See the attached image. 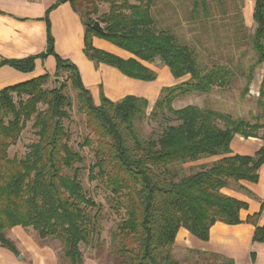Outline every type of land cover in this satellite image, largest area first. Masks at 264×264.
Returning a JSON list of instances; mask_svg holds the SVG:
<instances>
[{"label": "trees", "instance_id": "trees-1", "mask_svg": "<svg viewBox=\"0 0 264 264\" xmlns=\"http://www.w3.org/2000/svg\"><path fill=\"white\" fill-rule=\"evenodd\" d=\"M104 1L109 9L96 18L103 24L99 33L92 28L95 19L89 17L98 13V5L89 9L86 19L78 9L92 0H56L45 15L46 51L21 59L3 58L0 66L30 72L37 58L52 55L56 61L54 76L66 73L76 92L78 109L86 115L89 135L95 137L96 144L89 136L82 144L92 149L94 157L89 179H95L96 173L124 211L111 237L118 264H181L171 252L180 228L206 241L216 222L241 223L239 212L247 204L221 193V189L230 181L256 182L258 169L264 164V146L253 155H233L230 143L235 135L256 137L264 126L193 104L174 108L173 102L179 97L226 88L235 77L234 70L223 64L202 67L187 44L167 29H155L151 13L155 0ZM62 2H69L83 21V50L90 60L115 67L129 78L153 81L156 73L145 63L158 59L175 79H183L163 87L152 107V116L166 112L173 122L157 138L144 141L135 131V120L148 106L145 98L127 95L112 101L101 95L99 104H94L77 66L55 53L48 12ZM199 8L208 17L207 0H193L192 12ZM252 15L255 28L250 43L256 61L250 66L244 91L254 67L262 64L259 94L264 97V0H254ZM94 36L130 57L124 59L96 48ZM49 78L43 74L0 90V246L18 254L7 232L15 226L31 228L41 241L57 242L61 261L83 264L86 256L82 245L92 248L99 209L81 183L82 168L77 164L83 163V157L70 145L64 126L71 105L63 93L65 86L61 83L44 88ZM39 104L44 109H39ZM30 120L37 140L29 144L23 157H10L9 147ZM217 156L220 158L208 165L199 164L196 171L185 176L172 168ZM258 216H247L245 222L255 227L252 241L264 244V225H257Z\"/></svg>", "mask_w": 264, "mask_h": 264}, {"label": "crops", "instance_id": "crops-1", "mask_svg": "<svg viewBox=\"0 0 264 264\" xmlns=\"http://www.w3.org/2000/svg\"><path fill=\"white\" fill-rule=\"evenodd\" d=\"M55 1L0 0V60L21 59L46 51L45 15ZM253 8L254 0H244L243 24L254 29ZM48 20L55 53L77 66L82 82L90 91L94 104H99L101 95L112 101H119L127 95L142 97L152 103L158 99L160 89L155 90L153 94L144 93L143 88L149 85L148 81L129 78L115 67L95 63L86 58L83 50L85 26L79 13L73 10L69 2L59 3L51 8L48 12ZM92 43L96 48L124 59L130 57L128 52L104 39L94 36ZM145 65L150 69L153 67L152 63H145ZM55 68L56 61L52 55L37 58L34 69L30 72H22L9 65H2L0 66V90L43 74L54 75ZM173 81L174 83L172 82L173 84L169 86L178 84L183 79ZM96 92L99 93L98 100ZM263 146L264 136L261 134L249 138L235 135L230 143V150L233 155H253ZM218 158L220 157H209L192 163H211ZM221 193L247 204V208L239 212L241 223L228 225L216 222L211 226L209 238L206 241L180 228L171 247L172 254L185 264L186 261L195 262L198 258L205 260L214 256H226L236 261L238 254L236 252L241 251L249 257L250 264H264V244L252 241L255 227L245 222L247 216L258 213L257 225H264V164L258 169L256 182L230 181L225 188L221 189ZM29 229L15 226L8 230L7 237L13 241L18 254L0 246V264H67L60 259V248L56 241H41L36 233ZM251 253L254 254V261L251 260ZM86 258L84 257L83 264H102L103 258L99 254L86 256Z\"/></svg>", "mask_w": 264, "mask_h": 264}, {"label": "rangeland", "instance_id": "rangeland-1", "mask_svg": "<svg viewBox=\"0 0 264 264\" xmlns=\"http://www.w3.org/2000/svg\"><path fill=\"white\" fill-rule=\"evenodd\" d=\"M128 1L133 2V0ZM92 2L86 3L87 5L83 8H78L84 19L87 18L89 9H92L93 5H98V13L96 15L90 13L89 17L95 20L109 9V3L104 0H92ZM243 4L244 0H220L219 2L207 0V17L204 16L201 8L192 12L193 0H155L151 11L155 29H167L177 37L179 42L187 44L194 51L202 67L223 64L231 67L235 72V77L226 88H213L207 94H190L179 97L173 102L174 108L193 104L230 114L233 118H242L250 124L264 126V97L259 94L263 77L262 64L254 67L251 82L247 91H244L250 66L255 63L256 56L250 43L254 29L243 24ZM100 24L103 26L102 23ZM86 58L90 60L87 56ZM152 66L156 78L153 81H148L149 85L143 88L146 94H153L155 90L159 89V93H161L164 86L172 85L175 80L167 66L158 59L152 62ZM61 83L65 86L63 93L71 103L67 108L69 117L64 120V126L70 134V145L83 157V163L77 164L82 168L81 183L99 209L96 225L98 233L94 236L92 248L89 249L82 245V251L85 256L99 254L103 258L102 264H118L115 242L111 237L117 223L123 218L122 204L116 197H113L109 186L96 173H94L95 179H89V167L94 164V157L92 149L82 144L87 136L93 142H95V137L89 135V130L86 127V115L78 109L76 92L66 79V73L61 72L57 77L51 75L43 87L51 88L59 86ZM98 95L99 93L96 92L97 100ZM14 100L16 101V97ZM153 103L148 100L145 114L134 122L135 131L144 141L157 138L168 124H173L168 119L166 112H157L155 116L151 115ZM38 108L44 109V105L39 104ZM257 134L264 136V127L257 131ZM36 140L37 136L32 128V120L27 121L17 141L9 147V156L23 157L28 151L29 144ZM199 166V164L187 163L176 164L172 168L176 173L178 171L179 176H185L196 171ZM32 232L34 231L32 230ZM236 253H238L237 262L226 256H214L205 260L198 258L195 262L186 261L185 264H250L246 254L241 251ZM85 259L87 258L85 257ZM177 260L183 264L180 258Z\"/></svg>", "mask_w": 264, "mask_h": 264}, {"label": "water", "instance_id": "water-1", "mask_svg": "<svg viewBox=\"0 0 264 264\" xmlns=\"http://www.w3.org/2000/svg\"><path fill=\"white\" fill-rule=\"evenodd\" d=\"M92 28L99 33L103 32V27L101 26L100 22L98 20H94L92 24Z\"/></svg>", "mask_w": 264, "mask_h": 264}]
</instances>
